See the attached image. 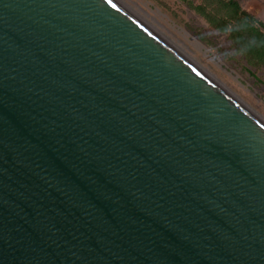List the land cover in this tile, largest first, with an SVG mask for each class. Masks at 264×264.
<instances>
[{
	"label": "water",
	"instance_id": "water-1",
	"mask_svg": "<svg viewBox=\"0 0 264 264\" xmlns=\"http://www.w3.org/2000/svg\"><path fill=\"white\" fill-rule=\"evenodd\" d=\"M0 264H264V107L138 0H0Z\"/></svg>",
	"mask_w": 264,
	"mask_h": 264
},
{
	"label": "rangeland",
	"instance_id": "rangeland-1",
	"mask_svg": "<svg viewBox=\"0 0 264 264\" xmlns=\"http://www.w3.org/2000/svg\"><path fill=\"white\" fill-rule=\"evenodd\" d=\"M264 107V66H252L231 46L225 33L182 0H138ZM202 0H192L199 4ZM242 9L264 22V0H238Z\"/></svg>",
	"mask_w": 264,
	"mask_h": 264
},
{
	"label": "trees",
	"instance_id": "trees-1",
	"mask_svg": "<svg viewBox=\"0 0 264 264\" xmlns=\"http://www.w3.org/2000/svg\"><path fill=\"white\" fill-rule=\"evenodd\" d=\"M188 3L208 23L227 34L231 46L255 67L264 66V22L241 8L238 0H202Z\"/></svg>",
	"mask_w": 264,
	"mask_h": 264
}]
</instances>
